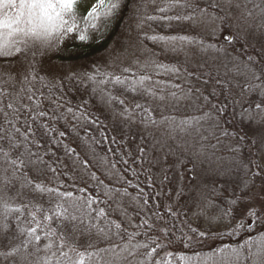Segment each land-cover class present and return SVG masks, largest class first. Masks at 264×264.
Wrapping results in <instances>:
<instances>
[{"label": "snow or ice", "instance_id": "obj_1", "mask_svg": "<svg viewBox=\"0 0 264 264\" xmlns=\"http://www.w3.org/2000/svg\"><path fill=\"white\" fill-rule=\"evenodd\" d=\"M79 4L0 0V61L12 69L8 81L30 85L15 95L0 91V264H16L21 249L26 256L43 252L42 264H171L173 252L157 259L159 252L200 243L209 230L182 218L185 186L169 187L168 168L155 155L166 147V155H175L168 141L180 133L178 147L190 159L217 169L226 163L220 174L232 181L233 194L223 217L231 222L240 212L241 219L264 226V0H144L137 6L145 13L138 28L165 21L176 22L178 31H194L219 21L228 29L224 39L232 51L187 35L146 36L163 41L165 54L183 51L184 60L149 58L142 67L169 80L147 72L132 80L114 76L113 83L123 87L118 93H106L103 78L66 73L63 64L51 62L59 42L70 34L87 41L89 28L98 29V21L114 18L124 6L123 0H96L80 17ZM150 5L158 14H147ZM216 34L213 28L211 37ZM177 42L199 44V52L178 48ZM210 49L224 55L210 60L200 55ZM97 75L109 74L97 69ZM84 80L95 84L91 94L99 93L100 115L90 108L91 98L80 94ZM173 113L186 118L177 123ZM64 140L90 151L92 160L80 159ZM225 140L227 157L213 151ZM89 141L102 146L104 155ZM54 146L77 161L69 167ZM177 258L185 264L194 259L183 253ZM204 259L264 264V228L255 240Z\"/></svg>", "mask_w": 264, "mask_h": 264}, {"label": "rangeland", "instance_id": "obj_2", "mask_svg": "<svg viewBox=\"0 0 264 264\" xmlns=\"http://www.w3.org/2000/svg\"><path fill=\"white\" fill-rule=\"evenodd\" d=\"M144 0H123V8L118 12V14L114 18H110L108 20L98 21V29L93 30L91 28L88 29L89 39L87 41L81 42L76 38V34H70L66 39L60 44V51L58 53L52 54V63L55 65H64V71L66 73L70 71H79L81 72L82 68L80 66H85V62H69L65 63L61 61V57L64 58L69 56L71 53L67 47L72 46L74 44H86L92 43L96 41L97 38H102L103 33L101 31L102 26L105 28H109V39H107V44L104 47V50H101L99 54H97V59L88 64V68L86 71L97 75V69L100 73H108L107 77L100 76L97 80L105 79L106 83L103 85L105 92L123 91V87L121 85H115L113 83L114 76H120L122 79L125 77L128 80L136 79L139 75L147 72L148 75H153L154 79L160 80L163 79L165 81L169 80L167 76H155L154 73L156 69L148 68L144 69L142 66L144 62L151 58L156 59L163 63H169L170 61L184 60L183 51L179 53V55H175L168 50L167 54H165V43L163 41H152L146 38V36H177V35H187L193 37L197 40H203L204 45L211 42L213 37H211L210 33L213 28L217 29L216 36H220L223 39L227 36L228 33H224L223 29L225 27L220 25L219 21H215L213 23L207 24L205 27L197 28L194 31H178L175 27L176 22H172L170 26L165 21L160 22H146L144 23L142 28H138L137 25L140 23V17L145 13L143 9L137 11V6L142 4ZM96 3V0H80V4L78 6L77 12L78 16L83 17L90 7ZM83 11V12H82ZM147 14H158L154 13L151 5L149 6ZM174 14L173 12H169V15ZM232 30H236V24L238 23L236 16L232 15ZM187 23V22H185ZM78 24L80 28H84L83 19L78 20ZM226 42V41H225ZM56 43V42H54ZM227 43V42H226ZM218 48H221V45H217ZM178 48L183 47L185 51L192 49L195 52H199L200 45L199 44H187L184 43L181 45L177 42L176 45ZM228 48L229 51H232L231 46L225 47ZM234 53V52H233ZM153 54H156L155 56ZM205 59H209L212 56H223L224 53H217L213 49H210L206 54L200 53ZM234 55V54H233ZM59 57V58H58ZM72 57V56H70ZM57 58V59H56ZM127 68L128 72H124L123 70ZM85 70V69H83ZM91 70V71H90ZM95 70V71H94ZM12 71L10 66L3 61H0V91L11 92L15 95L20 91L21 88L29 87L30 85L25 82L21 84L19 82L12 83L8 81L7 73ZM85 72V71H84ZM8 81V82H5ZM127 82V81H126ZM175 83H181V81H173ZM85 84L88 86L95 87V84L88 80H84ZM99 97V93L97 95ZM194 114V113H191ZM176 116L177 123L179 122V118L184 115H179L173 113ZM181 116V117H180ZM183 133H180L176 136L175 140H169L168 144L172 149L176 150L175 155H166L168 152V148H164L155 153V155L160 159V167L168 168V171L173 173L174 177H172V184L169 187L182 186L181 184V176L179 174V164H175L177 159L175 158H184L185 155H189L190 153L184 152L178 145L183 144V140L181 136ZM211 143H216L215 140H212ZM223 145L218 146L216 150L217 154L222 156L223 152L221 149H226L222 147ZM222 147V148H221ZM225 155V157L229 156ZM214 159V158H213ZM173 162V165L167 163L168 161ZM191 162L187 167V176H189V180L186 181L187 185L185 186V194L180 197L179 205L185 212V218L188 222L192 223V226L199 225L201 230L208 229L211 232L223 233L229 231L233 226L225 227L226 224L231 223V225H238L241 221L242 213H236V219L229 222L227 219L223 217V211L227 210V200L232 197V194H229L226 197H218L217 188L221 187L223 190H231L230 186L232 185V181L226 175H221L224 171V168L227 166L226 163L222 165L219 169L215 163L209 164L207 162L200 163L199 161L192 160L189 158L186 161ZM237 176L239 174H236ZM170 177V176H169ZM171 179V178H170ZM14 191V190H13ZM12 193V192H11ZM10 195H14L13 193ZM14 216V215H13ZM218 218V219H217ZM253 220L255 218H252ZM257 223H249V225H255ZM260 231V230H258ZM259 236V235H258ZM22 239V238H21ZM45 254L43 252L34 253L33 255H28L24 253V250L21 249V252L16 257V264H42V257Z\"/></svg>", "mask_w": 264, "mask_h": 264}, {"label": "trees", "instance_id": "obj_3", "mask_svg": "<svg viewBox=\"0 0 264 264\" xmlns=\"http://www.w3.org/2000/svg\"><path fill=\"white\" fill-rule=\"evenodd\" d=\"M83 12V11H82ZM109 28H105L104 26H102V33H103V37L102 38H97L96 41L92 42V43H86V44H74L72 46H68L67 49L71 52L69 53V56L64 58L63 56L61 57V61L63 62H85V66H80L82 68L81 72H88L90 74H93L89 71H86V69L88 68V64H90L92 61L97 59V54H99L101 52V50H104L105 45L107 44V39H109ZM224 33H228V29H223ZM211 42H213L214 44L217 45H221V49L230 46L229 44H227L225 42V39H223L222 37H218L216 36L215 38H213L211 40ZM239 47V46H237ZM216 48H218L216 46ZM235 55V53H233ZM72 56V57H70ZM59 58V57H58ZM57 59V58H56ZM85 69V70H83ZM91 71V70H90ZM95 71V70H94ZM80 72V70H79ZM94 75V74H93ZM100 76L96 75V79H98ZM87 88L88 91L84 92L83 89ZM91 87L88 86V84H85L83 82V85L81 86V95H85L88 98H91V104H90V108L93 109L95 111L96 115H100V111L96 106V101L99 99L98 96H92L91 94ZM117 91H114V93H116ZM119 92V91H118ZM181 117V116H180ZM103 119V117H101ZM182 119L179 118L178 121H180ZM105 123H108L107 121H105ZM111 134V133H109ZM82 136L84 135L83 133L81 134ZM85 139H87V137H84ZM95 139L99 140L101 139V137L99 136V133H95ZM64 143L68 144V146L70 148H76V152L79 154L80 159H88V160H92V154L90 151H88L87 153L81 148V147H77L76 143H69L68 140H64ZM89 144L92 148H95L96 152L98 155L103 156L104 155V151L102 150V146L100 145H96L94 143H92V141H89ZM229 144V141L225 140L224 141V145L222 147L226 148L225 146ZM106 147V145L104 146ZM115 147V146H113ZM221 147V148H222ZM35 151V149H33ZM54 150L57 152V155L62 159V161L67 164L69 167L73 165V163L75 161H77V156L72 155V156H65V152L63 147H55L54 146ZM223 152V157H225V155H228L229 153L227 152L226 149H221ZM111 155V154H109ZM245 156H247V153H245ZM47 159V158H46ZM118 159V157L114 158ZM169 166L170 164L173 165V162L167 160ZM175 164H179V174L181 176V184L182 186L187 185L186 181L189 180V176H187V169H188V165L191 164V162L187 161H180V160H176ZM117 167H122V165H117ZM97 171V174L100 175L102 172V169L97 170V169H93ZM74 173L69 172L68 175L71 176ZM168 174L172 180V177L176 176L173 173H171L170 171H168ZM103 178V177H102ZM67 179V178H65ZM218 190V197H226L229 194H233V187L232 185L230 186L231 190H223V188L219 187L217 188ZM14 194V191L12 192ZM11 193V194H12ZM77 195H79V193H76ZM181 209H185V208H181ZM14 219V216H13ZM185 219V218H183ZM190 223V222H189ZM192 224V223H191ZM233 227L231 229H229V231L223 232V233H216V232H211L208 231L207 235L202 238V241L200 243L197 244H193V245H189L187 248L184 247V245L182 244H176L174 245L172 248L170 249H164L163 251L159 252V255L156 257L157 259H160L161 257L165 256V253L168 251L173 252V257L168 258L171 260V264H185L184 261L179 260L177 258V254L179 253H183L184 255L190 256V257H194V259H192L191 261L188 262V264H213V261H207L204 259V257L207 256V254L209 253H216L218 249L224 248L225 246H228L230 248H236V247H240L241 245H244L246 240H255L256 237L258 235H261V229L264 228V226L259 225V224H255L254 226L249 225L248 220L246 219H241L240 223H239V227L238 225L234 224L232 225ZM194 227V226H193ZM196 227V226H195ZM199 230H201L199 228ZM260 230V231H258ZM185 231H187V229H185ZM177 235H179V233H177ZM189 235H192V233H189ZM104 246V245H101ZM245 255H247V248L245 247L243 249ZM244 264H251V261H245Z\"/></svg>", "mask_w": 264, "mask_h": 264}, {"label": "bare ground", "instance_id": "obj_4", "mask_svg": "<svg viewBox=\"0 0 264 264\" xmlns=\"http://www.w3.org/2000/svg\"><path fill=\"white\" fill-rule=\"evenodd\" d=\"M190 114H191V113H190ZM185 118H186L185 116H182V119H185ZM189 157H190V154H189L188 156L185 155L184 158H175V159L180 160V161H184V162H185L186 159L189 158Z\"/></svg>", "mask_w": 264, "mask_h": 264}]
</instances>
